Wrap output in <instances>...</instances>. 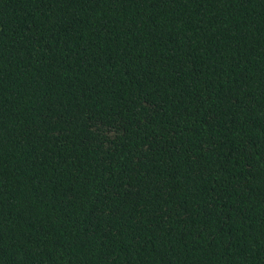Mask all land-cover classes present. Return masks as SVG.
<instances>
[{"label":"trees","instance_id":"16d2710c","mask_svg":"<svg viewBox=\"0 0 264 264\" xmlns=\"http://www.w3.org/2000/svg\"><path fill=\"white\" fill-rule=\"evenodd\" d=\"M0 264H264V0H0Z\"/></svg>","mask_w":264,"mask_h":264}]
</instances>
